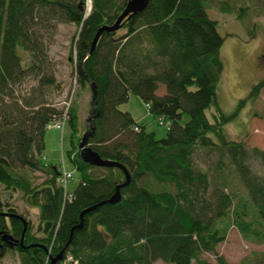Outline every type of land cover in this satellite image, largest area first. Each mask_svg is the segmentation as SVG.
Masks as SVG:
<instances>
[{
	"label": "trees",
	"instance_id": "1",
	"mask_svg": "<svg viewBox=\"0 0 264 264\" xmlns=\"http://www.w3.org/2000/svg\"><path fill=\"white\" fill-rule=\"evenodd\" d=\"M129 1L92 0L85 16L87 0H0V185L6 195L1 200L0 191V232L18 243H4L2 234L0 242L5 252H18L21 264H51V255L62 251L56 264H214L202 258L205 252L216 255L215 264H230L216 248L232 226L246 240L264 243V173L254 168H264V150L226 131L239 109L258 97L264 78L233 114L222 109L224 37L207 11L213 4L232 12L236 4L150 0L118 30L104 31L90 54L99 29L114 25ZM60 24L78 27L69 47L76 83L96 87L87 145L131 176L115 204L103 202L126 181L125 171L81 159L88 121L82 124L77 104L67 109L57 100L63 87L51 47ZM162 85L166 92L158 94ZM132 94L167 125L164 138L120 109ZM66 112L68 157L81 173L72 191L60 182L61 166L45 161L48 126ZM200 150L206 167L197 160ZM236 178L247 192L237 202ZM15 196L39 208L37 226L14 207ZM16 215L27 220L25 233ZM241 264H264V254Z\"/></svg>",
	"mask_w": 264,
	"mask_h": 264
},
{
	"label": "rangeland",
	"instance_id": "2",
	"mask_svg": "<svg viewBox=\"0 0 264 264\" xmlns=\"http://www.w3.org/2000/svg\"><path fill=\"white\" fill-rule=\"evenodd\" d=\"M255 1L258 0H233L236 8L232 12L222 11L218 5L213 4L207 9L210 18L219 21L218 29L224 37L220 50L224 69L218 99L222 109L228 114H233L238 108L240 99L247 96L254 83L264 78V3H255ZM254 3L259 6V9L254 6ZM91 9L92 0H87L86 12L90 14ZM77 30L78 27L75 24H60L55 42L51 47V54L57 62L58 79L63 87V92L57 96V100L61 105L67 106V109L72 103L77 104L80 107L81 122L85 125L89 117L92 92L89 87H81L76 83L77 74L69 58L71 39ZM165 92V86L162 85L158 94ZM120 109L131 112L139 122L146 123L148 129L156 133L157 138H164L167 135V125H161L159 120L150 114L145 102L139 96L132 94L129 100L120 106ZM226 131L230 139L242 140L250 148L258 147L264 150V87L254 101H248L239 109L237 115L227 124ZM71 136L72 130L69 124H65L63 130L52 128L46 133L45 161L60 165L62 171L66 169L73 173V178L67 185V191L74 190L81 179V173L68 157ZM203 154L204 151L200 150L197 160L206 167ZM255 166V169L264 173V168L259 169V164ZM37 175H40L41 182L42 174L37 173ZM234 189L235 202L247 197L244 185L238 178L235 179ZM0 191H3L1 185ZM2 195L1 200L6 199L4 192ZM12 204L19 209V212L26 213L28 220L37 226L39 208L25 205L17 196ZM216 252L224 256L230 264H241L244 260L260 259L264 254V243L246 240L239 228L232 226L227 239L217 246ZM202 258L214 264L217 259L212 252H205ZM0 264H21L18 252L8 251L1 254ZM154 264L171 263L159 260Z\"/></svg>",
	"mask_w": 264,
	"mask_h": 264
},
{
	"label": "water",
	"instance_id": "3",
	"mask_svg": "<svg viewBox=\"0 0 264 264\" xmlns=\"http://www.w3.org/2000/svg\"><path fill=\"white\" fill-rule=\"evenodd\" d=\"M150 0H130L125 9L123 10V12L121 13V15L118 17L117 21L115 22L114 25L111 26H104L101 29H99L98 33L96 34L94 41H93V46H92V50L90 52V54L93 52V50L95 49L97 42L101 36V34L104 31H115L118 30L120 27V24L129 16L133 15V14H137L141 11H143L149 4ZM89 13H87L85 16H88ZM91 89L93 91L94 97V109H93V113L91 114V116L88 118V128L87 131L85 132L82 141L80 142V149H81V159L86 162L89 163L91 165L94 166H99V167H120L125 171L126 174V181L122 184H120L117 187V191L116 193L108 200L104 201L103 203H112L115 204L117 202H119L121 200V188L128 185L131 181V176L128 172V170L126 169V167H124L122 164H120L119 162L113 161V160H109V159H104L102 158L96 151H94L90 146L87 145L89 136H90V132H91V128H90V124H91V120L93 119L94 113L96 111V105H97V92H96V87L91 84ZM101 203V204H103ZM100 204V205H101ZM94 207H90L86 210L83 211L82 216L89 212L90 210L94 209ZM2 214H6V215H10L9 213H2ZM18 216V215H16ZM20 217L23 222H24V233L26 232L27 228H28V222L27 220L23 217V216H18ZM24 233L22 235V238L20 239V244L24 245ZM2 234V240L8 244H12L15 245L18 243L17 239H15L12 235L8 234V233H2L0 232V235ZM1 246V245H0ZM32 246V245H28L27 247ZM63 257V251L58 254L57 256H52L51 255V264H56L60 259H62Z\"/></svg>",
	"mask_w": 264,
	"mask_h": 264
},
{
	"label": "built area",
	"instance_id": "4",
	"mask_svg": "<svg viewBox=\"0 0 264 264\" xmlns=\"http://www.w3.org/2000/svg\"><path fill=\"white\" fill-rule=\"evenodd\" d=\"M69 107V106H68ZM67 112L65 113L64 117L62 120H59V121H55L53 123H51L48 127L49 129H52V128H57V129H61L63 130L64 129V126L66 124V121H67ZM73 178V173L71 171H67L66 169H64L63 171V174L62 176L60 177V182L62 184H64L65 188H67V185L70 181V179ZM71 196V194H70Z\"/></svg>",
	"mask_w": 264,
	"mask_h": 264
},
{
	"label": "flooded vegetation",
	"instance_id": "5",
	"mask_svg": "<svg viewBox=\"0 0 264 264\" xmlns=\"http://www.w3.org/2000/svg\"><path fill=\"white\" fill-rule=\"evenodd\" d=\"M7 217L9 218V216H7ZM4 243H5V242H4ZM0 245H1V246H0V249H1V251H2V252H0V255H1V254H3V253H6V252H5V249H6V248L4 247L3 242H2V243L0 242Z\"/></svg>",
	"mask_w": 264,
	"mask_h": 264
},
{
	"label": "bare ground",
	"instance_id": "6",
	"mask_svg": "<svg viewBox=\"0 0 264 264\" xmlns=\"http://www.w3.org/2000/svg\"><path fill=\"white\" fill-rule=\"evenodd\" d=\"M66 189V188H65ZM67 191V190H66ZM1 212H3V211H1ZM30 239H32V238H30ZM31 244V243H30Z\"/></svg>",
	"mask_w": 264,
	"mask_h": 264
},
{
	"label": "crops",
	"instance_id": "7",
	"mask_svg": "<svg viewBox=\"0 0 264 264\" xmlns=\"http://www.w3.org/2000/svg\"><path fill=\"white\" fill-rule=\"evenodd\" d=\"M46 144H47V139H46ZM156 263V262H155Z\"/></svg>",
	"mask_w": 264,
	"mask_h": 264
}]
</instances>
